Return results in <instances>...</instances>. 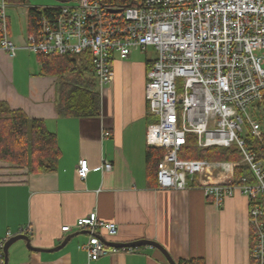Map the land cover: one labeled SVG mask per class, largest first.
Masks as SVG:
<instances>
[{
	"label": "crops",
	"instance_id": "0c3cea01",
	"mask_svg": "<svg viewBox=\"0 0 264 264\" xmlns=\"http://www.w3.org/2000/svg\"><path fill=\"white\" fill-rule=\"evenodd\" d=\"M2 2L16 48L14 55L0 48V100L30 118L44 120L56 134L60 156L53 170L35 173L0 160V241L24 233L33 247L50 249L76 233L54 251L32 250L17 240L8 248L7 264H169L150 245L120 248L88 260L79 246L89 234L75 223L92 211L100 220L117 225L113 236L99 231L109 241L153 240L176 262L201 257L205 264H251L245 195L236 192L217 206L198 188L161 189L149 172L145 134L155 117L148 112L144 90L154 50L134 49L126 58L112 53L114 77L97 88L98 114L60 117L58 73L46 71L38 54L25 47L29 7L57 4ZM81 158L90 168L85 178L77 173ZM104 161L111 162L110 170L100 168ZM64 225L70 230L63 231Z\"/></svg>",
	"mask_w": 264,
	"mask_h": 264
},
{
	"label": "built area",
	"instance_id": "2783aa9c",
	"mask_svg": "<svg viewBox=\"0 0 264 264\" xmlns=\"http://www.w3.org/2000/svg\"><path fill=\"white\" fill-rule=\"evenodd\" d=\"M25 47L40 55L90 52L98 88L113 80L112 53L126 58L134 49L152 48L155 57L146 70L144 92L155 120L147 125L145 141L149 147L163 149L157 163L158 187L198 188L217 206L236 192L245 195L250 261L264 264V170L244 137L248 133L261 138V125L249 111L261 102L264 92V0H133L124 6L64 0L55 17L40 15ZM0 48L11 55L16 48L7 31L4 2L0 4ZM188 134L194 135L200 149L234 148L240 159L180 158ZM238 165L251 176L236 179ZM100 168L110 170L112 164L104 161ZM89 171L81 158L78 175L85 178ZM75 226L89 234L79 246L88 260L119 250L101 240L99 232L113 236L117 225L100 220L96 212L79 218ZM61 229L68 231L70 225ZM9 237L0 241L2 254Z\"/></svg>",
	"mask_w": 264,
	"mask_h": 264
},
{
	"label": "trees",
	"instance_id": "16d2710c",
	"mask_svg": "<svg viewBox=\"0 0 264 264\" xmlns=\"http://www.w3.org/2000/svg\"><path fill=\"white\" fill-rule=\"evenodd\" d=\"M11 3H24L26 0H5ZM102 3L128 5L133 0H100ZM60 5L30 6L28 11L29 33H35L41 14L55 17ZM42 67L58 73L60 82L57 88V112L60 117H83L98 114L100 109V94L92 72V56L90 52L82 54L43 55L38 54ZM262 112L259 121L262 123L261 138L245 134V140L255 153L256 159L264 170V92L261 102L253 106ZM259 114L257 115V117ZM163 149L148 147L146 153L149 172L157 173V163L162 157ZM60 156L57 138L54 132L49 131L44 120L30 118L17 108H11L6 101L0 100V160L18 167H25L29 172L53 170ZM180 158L209 159L238 161L240 153L234 148L209 147L198 148L195 137L188 134L187 142L178 152ZM251 176L244 166L235 167V177ZM0 257L3 254L0 253ZM177 264H205L201 257L179 259Z\"/></svg>",
	"mask_w": 264,
	"mask_h": 264
},
{
	"label": "water",
	"instance_id": "95a60500",
	"mask_svg": "<svg viewBox=\"0 0 264 264\" xmlns=\"http://www.w3.org/2000/svg\"><path fill=\"white\" fill-rule=\"evenodd\" d=\"M61 1H63V0H61ZM119 10L120 9H114L112 11L118 12ZM75 234L76 233L67 235L58 245H56L55 247L50 248V249H40L37 247H33L30 243V238L28 235H26L24 233L15 234V235L11 236L10 238H8L4 243V246H3L4 264H7V261H8V248H9V246L17 240H24L26 247L30 248L32 250L54 251V250H58V249L62 248L68 242V240ZM100 238L108 246L118 248V249H120V248H137V247L142 246V245L153 246L162 252V254L165 256V258L169 264H177V262L175 260H173V258L169 255V253L165 250V248L163 246H161L156 241L147 240V239H140V240H135V241H131V242H115V241L106 240L103 236Z\"/></svg>",
	"mask_w": 264,
	"mask_h": 264
},
{
	"label": "rangeland",
	"instance_id": "374dc122",
	"mask_svg": "<svg viewBox=\"0 0 264 264\" xmlns=\"http://www.w3.org/2000/svg\"><path fill=\"white\" fill-rule=\"evenodd\" d=\"M34 2L37 3H50V4H61L58 0H33ZM148 49H152V48H148ZM250 115L257 121L259 122V124L261 125V129H262V123L261 121H259L260 115L262 116V112H260V110L255 109L254 107L251 108V110L249 111ZM259 114V116L257 117V115ZM18 179V178H16Z\"/></svg>",
	"mask_w": 264,
	"mask_h": 264
},
{
	"label": "bare ground",
	"instance_id": "6f19581e",
	"mask_svg": "<svg viewBox=\"0 0 264 264\" xmlns=\"http://www.w3.org/2000/svg\"><path fill=\"white\" fill-rule=\"evenodd\" d=\"M63 1H64V0H63ZM63 1H62V2H63Z\"/></svg>",
	"mask_w": 264,
	"mask_h": 264
}]
</instances>
